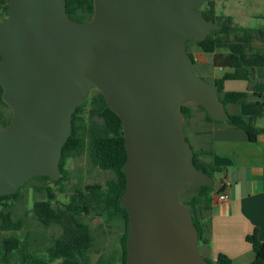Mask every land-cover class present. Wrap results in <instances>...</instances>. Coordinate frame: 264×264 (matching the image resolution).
<instances>
[{
  "label": "water",
  "instance_id": "water-1",
  "mask_svg": "<svg viewBox=\"0 0 264 264\" xmlns=\"http://www.w3.org/2000/svg\"><path fill=\"white\" fill-rule=\"evenodd\" d=\"M210 0H93L88 21L71 18L67 0H9L0 20V85L11 107L0 126V196L36 176L59 180L72 117L93 88L123 121L129 214L127 264H210L199 230L179 195L190 182L226 190L194 162L182 107L230 113L219 85L194 70L188 40L222 25L204 16Z\"/></svg>",
  "mask_w": 264,
  "mask_h": 264
},
{
  "label": "trees",
  "instance_id": "trees-1",
  "mask_svg": "<svg viewBox=\"0 0 264 264\" xmlns=\"http://www.w3.org/2000/svg\"><path fill=\"white\" fill-rule=\"evenodd\" d=\"M215 4L216 0H210L201 6V9L207 19H213L220 23L222 28L214 30L202 41L190 39L188 43L194 41L204 52L214 53L215 66L233 68V71L225 72V74L221 78L216 79L214 83L219 85V94L225 104L243 103L248 100L249 92L225 91L224 81L240 79L248 81V83H250V89L251 87L255 90L259 88L254 70L243 65L241 56L252 48L251 45L254 41L264 42V26L256 28L240 26L234 22L232 16L217 14ZM8 7L9 0H7L6 4L2 7L3 13L1 19L8 15ZM67 12L69 16L75 20L88 21L94 14L93 0H67ZM219 42H229L230 52L228 54L216 53V47ZM190 55L193 57L191 53ZM2 92L3 88L0 85V102L7 105L2 100ZM89 93L78 104L72 117L73 132L63 148L60 161L61 178L57 181L49 176H37L36 178L51 180L55 183H61L67 180L69 178V171L66 167L67 160L74 152L83 148L85 143L84 133L87 131L89 133V147L94 165L104 170H110L114 172L115 175L108 179L105 184H90L86 187H80L81 193L74 194L70 206L76 207L75 213H81L84 209L82 206L83 204L93 205L97 214L106 215L118 213L125 216L128 220V211L121 203L127 184L124 165L128 157L123 131V121L117 113L109 108L107 100L100 90L92 97H89ZM255 95L262 97L261 92L257 93L256 91ZM197 105L205 112V118L208 121L222 122L212 118L203 106L198 103ZM182 111L184 119L187 118L190 113L188 103L183 104ZM227 122L233 126L245 129L250 139L253 141L256 140L258 133L264 132V129L255 126L253 118L247 120L241 114H230V119L227 120ZM8 124L9 122L4 123V125ZM188 142L190 143L189 139ZM194 162L198 168L203 169L214 178L215 173L221 171L220 168L214 165L202 162L196 151ZM188 185H192L194 191L186 201H181V203L188 206L192 212L193 221L199 230V245L202 243H209L207 237V230L209 227L207 213L212 208L213 193L215 190L213 187L199 185L194 182H190L186 186ZM19 191L20 189L14 194L0 196V226L2 230L9 232V235L3 238L2 244L0 245V262L2 263H9L11 254L16 250L20 251V260L22 264H29L31 261L29 252L24 246L21 236L16 233L22 228L23 220L13 217L11 205L6 201L16 198ZM36 211L39 220L45 226H50L57 222V210L51 205L49 200L38 201L36 203ZM73 221H75V218L73 219L71 216H66L64 223L66 226L71 227ZM86 233V226H80L79 233H76L74 229H72L71 232L67 230L65 236L66 241H72L79 237L78 234ZM247 240L252 244L255 251V258L250 264H264V239L260 240L257 232H255L254 234L248 235ZM58 250L59 240L56 239L55 242L49 246L48 252L50 256L56 257L58 255ZM72 256L74 257V253L71 254V258ZM206 259L210 264H232V260L224 254H219L214 261L208 258ZM41 261V257H33V262L40 263ZM124 264H126V262H124Z\"/></svg>",
  "mask_w": 264,
  "mask_h": 264
},
{
  "label": "crops",
  "instance_id": "crops-1",
  "mask_svg": "<svg viewBox=\"0 0 264 264\" xmlns=\"http://www.w3.org/2000/svg\"><path fill=\"white\" fill-rule=\"evenodd\" d=\"M216 0V12L219 15L232 16L234 22L243 27L242 19L252 20L260 17L264 22V0ZM251 5L252 11L241 8V2ZM7 0H0V20L2 7ZM261 8L262 11H258ZM264 26V25H263ZM255 28V27H253ZM241 60L244 66L255 72L256 90L250 83L240 79L224 81L225 91H247L249 98L243 103H228L230 114H241L245 119H254L257 128L264 129V42L254 41ZM193 55L194 67L210 82L221 78L233 68L214 65V53H207L196 43L189 47ZM229 42H219L216 53L228 54ZM262 87V88H260ZM262 97L255 95V92ZM190 113L184 119L187 138L199 159L221 169L215 178L226 184L228 199L219 201L217 192L213 193L211 210L207 213L209 243L199 245L201 253L210 260H216L219 254L227 255L232 264H250L255 258V251L247 236L257 232L260 240L264 239V132L251 140L247 131L228 123L211 122L205 118V112L188 103Z\"/></svg>",
  "mask_w": 264,
  "mask_h": 264
},
{
  "label": "flooded vegetation",
  "instance_id": "flooded-vegetation-1",
  "mask_svg": "<svg viewBox=\"0 0 264 264\" xmlns=\"http://www.w3.org/2000/svg\"><path fill=\"white\" fill-rule=\"evenodd\" d=\"M36 177L30 179L27 183L33 179H38ZM42 181L46 183L48 180ZM62 183L63 182L55 184L59 185ZM87 185L90 184L77 186L73 193L70 196L68 195V200L59 197V194L65 193L61 189L57 194L48 184H44L37 188L38 194L46 195L45 199L39 201L49 200L51 205L57 210V222L50 226H56L58 231L53 242L45 247L44 253L37 254L36 251H28L31 259L29 264H124V262L127 264L129 218L127 220L125 216L118 213L100 215L97 214L93 205L86 204L82 205L84 209L81 213H75L76 207L70 206L74 194H80V187H86ZM37 202L38 201H36L32 207L30 212L31 217L48 228L50 226H45L38 218L36 211ZM66 216H71L73 219L75 218L71 227L66 226L64 223ZM80 226H86L87 233L78 234L79 237H77V239H73L69 242L66 241L65 236L67 230L71 232L72 229H74L76 233H79ZM56 239L59 240L58 255L52 257L48 252V248ZM72 253H74V257L72 256L71 258ZM33 257H41L42 261L40 263H35L33 262Z\"/></svg>",
  "mask_w": 264,
  "mask_h": 264
},
{
  "label": "rangeland",
  "instance_id": "rangeland-1",
  "mask_svg": "<svg viewBox=\"0 0 264 264\" xmlns=\"http://www.w3.org/2000/svg\"><path fill=\"white\" fill-rule=\"evenodd\" d=\"M234 3H236V0L232 1L229 6H232ZM246 3V1L241 2L240 7H246L244 9L246 11L254 10L251 8V5L247 6ZM258 11H262L261 8H258ZM241 21H244V25L255 28L264 25V22L260 17L253 18L252 20L242 19ZM193 44H195L194 41L188 43L189 47ZM194 70L197 74L202 76L196 67H194ZM202 77L209 81L208 78H205L204 76ZM98 91V88H93L89 93V97H92L94 94L98 93ZM187 103L198 106L196 102ZM12 116L13 111L11 107L0 102V126H4L5 122H10ZM84 136L85 143L83 148L74 152L67 160L66 167L69 171V178L67 180H65L62 184L57 185L51 180L44 183L41 179H33L20 189L16 198L6 200L11 205L13 217L15 219L23 220L22 228L16 233L21 236L22 242L28 251L33 250L36 251L37 254L44 253L45 247L53 242L58 231L56 226L46 228L41 225L39 221L31 217L30 212L34 203L46 198L45 194L37 193V188L44 184H48L57 194L63 190L65 193L59 194V197L64 200H68V197L73 193L77 186H85L86 184H105L108 179L114 177L115 175L114 172L110 170H104L94 165L89 147V133L85 131ZM185 187L186 188H183L180 192V201H186V199L194 191L192 185ZM7 235H9V232L2 230L0 226V245L2 244L3 238ZM20 258V251L16 250L13 254H11L9 263L0 262V264H22Z\"/></svg>",
  "mask_w": 264,
  "mask_h": 264
},
{
  "label": "built area",
  "instance_id": "built-area-1",
  "mask_svg": "<svg viewBox=\"0 0 264 264\" xmlns=\"http://www.w3.org/2000/svg\"><path fill=\"white\" fill-rule=\"evenodd\" d=\"M218 200L219 201H224L226 199H228V194L225 192H221L217 194Z\"/></svg>",
  "mask_w": 264,
  "mask_h": 264
}]
</instances>
